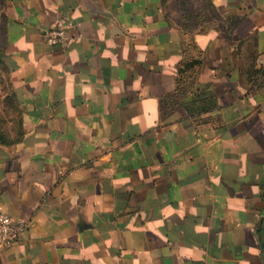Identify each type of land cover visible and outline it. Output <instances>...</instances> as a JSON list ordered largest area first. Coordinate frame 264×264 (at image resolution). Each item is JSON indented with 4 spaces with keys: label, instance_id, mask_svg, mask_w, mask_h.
I'll return each mask as SVG.
<instances>
[{
    "label": "crops",
    "instance_id": "1",
    "mask_svg": "<svg viewBox=\"0 0 264 264\" xmlns=\"http://www.w3.org/2000/svg\"><path fill=\"white\" fill-rule=\"evenodd\" d=\"M207 2L4 0L0 264H264V0Z\"/></svg>",
    "mask_w": 264,
    "mask_h": 264
},
{
    "label": "rangeland",
    "instance_id": "2",
    "mask_svg": "<svg viewBox=\"0 0 264 264\" xmlns=\"http://www.w3.org/2000/svg\"><path fill=\"white\" fill-rule=\"evenodd\" d=\"M207 3V0H200L198 8L208 9L206 8ZM3 5L4 0H0V27L4 23V15L1 12ZM1 43L2 37L0 36V144H9L18 140L23 117L10 66L2 54Z\"/></svg>",
    "mask_w": 264,
    "mask_h": 264
},
{
    "label": "built area",
    "instance_id": "3",
    "mask_svg": "<svg viewBox=\"0 0 264 264\" xmlns=\"http://www.w3.org/2000/svg\"><path fill=\"white\" fill-rule=\"evenodd\" d=\"M67 26L56 25L48 30V40L57 43L67 38ZM28 223L17 219L0 208V254L19 242L27 231Z\"/></svg>",
    "mask_w": 264,
    "mask_h": 264
},
{
    "label": "trees",
    "instance_id": "4",
    "mask_svg": "<svg viewBox=\"0 0 264 264\" xmlns=\"http://www.w3.org/2000/svg\"><path fill=\"white\" fill-rule=\"evenodd\" d=\"M208 6H209V4H208ZM210 7V6H209Z\"/></svg>",
    "mask_w": 264,
    "mask_h": 264
}]
</instances>
